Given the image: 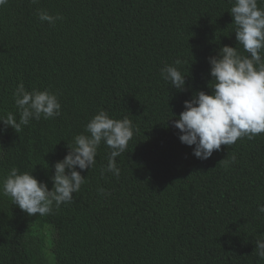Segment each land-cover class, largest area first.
Returning a JSON list of instances; mask_svg holds the SVG:
<instances>
[{
  "label": "trees",
  "instance_id": "obj_1",
  "mask_svg": "<svg viewBox=\"0 0 264 264\" xmlns=\"http://www.w3.org/2000/svg\"><path fill=\"white\" fill-rule=\"evenodd\" d=\"M232 3L8 0L0 6V116L13 112L19 120L13 92L21 82L28 91L56 94L61 104L59 116L33 119L19 133L0 122V178L16 167L51 190L55 163L100 110L127 117L134 128L116 158L119 177L102 174L110 152L102 142L73 200L53 204L47 215L29 216L0 194V264H264L255 253V240L264 237L258 211L264 133L222 145L203 160L172 126L185 100L200 90L211 94L210 56L224 45L247 55L236 39ZM38 10L62 19L41 22ZM177 58L184 90L161 75Z\"/></svg>",
  "mask_w": 264,
  "mask_h": 264
},
{
  "label": "clouds",
  "instance_id": "obj_2",
  "mask_svg": "<svg viewBox=\"0 0 264 264\" xmlns=\"http://www.w3.org/2000/svg\"><path fill=\"white\" fill-rule=\"evenodd\" d=\"M38 2L31 0L33 4ZM7 3L8 0H0V6ZM229 11L234 17L238 44L247 55L236 47L224 45L218 55L210 56L211 94L203 90L196 92L184 101V110L172 120V126L180 132L181 143L194 146L193 154L203 160L210 158L222 145L231 146L238 139L251 140L264 133V8L259 6L258 0H233ZM38 18L51 25L62 19L59 14L53 16L45 10H38ZM181 64L177 58L174 64H166L161 69L163 79L178 90L186 86V75L177 67ZM13 97L19 120L13 112L0 116L5 130L12 127L19 133L22 126L33 119L40 120L42 116L51 119L61 114L57 95L48 90L28 91L21 82ZM85 133L68 142L67 155L55 163L51 190L33 172H21L13 167L0 178V194L9 197L29 216L49 214L53 204L59 208L73 200V194L85 182L81 173L95 165L102 142L110 149L102 174L108 172L118 178L120 169L116 158L126 151L134 135L132 122L127 117H110L106 110H100L87 123ZM258 211L264 213V205H259ZM255 243L256 255L264 260V237H258Z\"/></svg>",
  "mask_w": 264,
  "mask_h": 264
},
{
  "label": "rangeland",
  "instance_id": "obj_3",
  "mask_svg": "<svg viewBox=\"0 0 264 264\" xmlns=\"http://www.w3.org/2000/svg\"><path fill=\"white\" fill-rule=\"evenodd\" d=\"M47 234L49 235V237L48 238H50L51 237V231H50V228H49V230L47 231ZM46 251H47V254H48V256H49V259L50 260H52V251H51V249H50V242H49V240H47V242H46Z\"/></svg>",
  "mask_w": 264,
  "mask_h": 264
}]
</instances>
